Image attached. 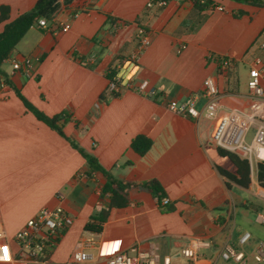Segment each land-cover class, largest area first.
<instances>
[{
  "label": "crops",
  "instance_id": "obj_1",
  "mask_svg": "<svg viewBox=\"0 0 264 264\" xmlns=\"http://www.w3.org/2000/svg\"><path fill=\"white\" fill-rule=\"evenodd\" d=\"M34 1L0 0V5L8 6L6 20H11ZM148 1L89 0L74 15L62 9L46 27L31 26L9 55L17 60L36 58L30 68H13L10 61H2L7 81L0 87V224L10 240L41 207L62 206L70 222L50 253L55 263L66 262L76 242L92 235L98 258L135 244L157 248L170 256V264H239L219 257V249L230 243L244 252L246 264H260L252 257L255 236L250 233L240 242L239 236L249 230L236 221L251 210L260 222L264 188L256 169L250 170L247 186L219 172L218 167L229 172L235 167L218 154L211 140L216 119L204 114L201 91L204 78L213 76L222 106L229 108L230 93L244 89L237 72L242 64L247 74V62L264 42L253 45L264 26V14L255 15L262 7L213 0L197 11L192 0L150 6ZM6 20L0 21V31ZM65 21L70 26L60 31ZM138 25L145 27L150 42L133 61ZM181 44L184 47L177 51ZM217 56H227L231 65L220 67ZM110 69L131 87L107 92ZM142 81L146 86L138 92L134 87ZM151 88L153 96L147 94ZM15 89L48 116L67 111L68 118L59 122L64 134L114 177L156 178L169 199L167 207L161 208L147 189L132 187L130 203L111 207L98 233L84 230L90 215L108 205V194L101 193L105 176L91 169L66 138L37 119ZM171 100H193L199 115L171 112ZM138 134L152 141L143 154L130 146ZM192 236L211 241L194 261L180 253Z\"/></svg>",
  "mask_w": 264,
  "mask_h": 264
},
{
  "label": "built area",
  "instance_id": "obj_2",
  "mask_svg": "<svg viewBox=\"0 0 264 264\" xmlns=\"http://www.w3.org/2000/svg\"><path fill=\"white\" fill-rule=\"evenodd\" d=\"M154 2L162 5L166 3V0H149L147 5L150 6ZM37 25L46 27V19L38 18ZM69 26L68 21L61 22L58 29L66 31ZM137 37L136 47L130 54V60L133 61L150 42L149 34L142 25L137 26ZM183 47L184 44H181L177 51ZM4 60L10 61L13 68H19L21 65L30 68L36 58L25 56L17 60L15 57L7 56ZM217 61L220 67L231 65V59L227 56H217ZM5 84V77L0 74V87ZM122 86L131 87V84L129 82L122 84L121 79L115 75L108 81L107 92L117 93ZM145 86L146 81H142L134 88L138 92H143ZM147 94L153 96L155 89H149ZM201 94L205 97L204 114L216 119L211 133V140L215 146L246 158L250 170H255L258 162L264 163V42L260 44L259 52L247 62L244 89L230 93L233 103L229 108L222 106V94L213 76L208 75L204 78ZM167 107L171 112L183 116L197 117L199 115L193 100H171ZM250 127L254 128V132L248 143L245 136ZM168 200L166 196H163L160 203L164 204ZM259 219L264 225V215H261ZM69 222L70 217L62 206L41 207L13 234L10 239L12 243L7 239L0 224V264H170V256L161 254L157 248L143 249L135 244L109 256L98 258L93 251L97 242L92 235L81 237L76 242L66 262L55 263L51 260L50 253ZM249 237L250 232L244 231L239 236V241L245 242ZM210 246L209 239L192 236L180 248V253L186 259L194 261L203 248ZM219 257L223 260L232 259L239 264H246L244 252L237 250L230 243L224 244L219 249ZM252 257L255 262L264 264L263 241L257 242Z\"/></svg>",
  "mask_w": 264,
  "mask_h": 264
},
{
  "label": "trees",
  "instance_id": "obj_3",
  "mask_svg": "<svg viewBox=\"0 0 264 264\" xmlns=\"http://www.w3.org/2000/svg\"><path fill=\"white\" fill-rule=\"evenodd\" d=\"M89 0H35L32 6L17 14L13 19L8 18L9 8L6 5H0V21H4L2 30L0 31V66L4 58L9 56L14 49L18 40L31 27L37 25V19L43 17L47 22H52L55 15L62 9H70L73 13L84 10L87 7ZM193 7L200 11L209 5L213 4V0H192ZM246 2L257 6H264V0H235ZM111 21L114 18H109ZM201 17L198 19V23ZM144 27V26H143ZM145 28V27H144ZM217 59V57H216ZM0 74L3 75L0 67ZM115 76L114 69L106 72V77L112 79ZM6 79V78H5ZM7 81V79H6ZM16 95L23 102L24 106L31 111L34 116L56 130L60 135L68 140L70 145L74 147L84 157L88 166L91 169L101 171L105 176V181L101 187V193H107L109 197L108 205L94 211L88 221L85 222L83 229L98 233L102 228V223L106 219L111 207H122L130 203L128 191L132 187H140L147 189L153 196L157 198L158 205L161 208H166L168 202L161 204L160 199L165 196V192L156 178H148L143 180H126L114 177L108 170L104 169L97 159L88 151L84 150L76 141L67 137L60 125V121H65L68 118L67 111L48 116L42 111L34 107L17 89L14 90ZM110 94H115L111 92ZM152 141L149 137L142 134L135 135L130 141V146L138 154H143L151 145ZM217 152L220 156H226L233 163L235 170L229 172L224 168L218 167L219 172L228 179L234 181L241 186H247L250 181V167L246 158H241L235 153L221 147H217ZM256 178L258 184L264 188V163L258 162L256 166Z\"/></svg>",
  "mask_w": 264,
  "mask_h": 264
},
{
  "label": "rangeland",
  "instance_id": "obj_4",
  "mask_svg": "<svg viewBox=\"0 0 264 264\" xmlns=\"http://www.w3.org/2000/svg\"><path fill=\"white\" fill-rule=\"evenodd\" d=\"M259 7L262 8L259 10V13L257 12L255 15L258 14L260 16L264 14V6H259ZM263 39H264V26L256 35V39L254 40L253 45H257ZM245 66L241 64L237 72L238 85L241 89L244 88L245 86V80H246ZM253 132H254L253 127H250L247 130L245 136L246 142L249 143L251 141ZM236 224L246 227L249 230V232L252 233L253 236H255V238L253 239L255 242H258L259 240L264 242V226L256 219L255 211L249 210L243 217H238Z\"/></svg>",
  "mask_w": 264,
  "mask_h": 264
},
{
  "label": "bare ground",
  "instance_id": "obj_5",
  "mask_svg": "<svg viewBox=\"0 0 264 264\" xmlns=\"http://www.w3.org/2000/svg\"><path fill=\"white\" fill-rule=\"evenodd\" d=\"M262 190V192L264 193V189H261Z\"/></svg>",
  "mask_w": 264,
  "mask_h": 264
}]
</instances>
